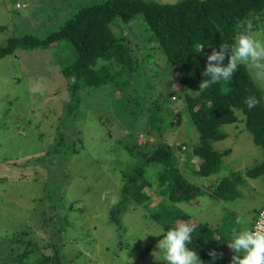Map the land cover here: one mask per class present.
I'll return each instance as SVG.
<instances>
[{
    "label": "rangeland",
    "instance_id": "obj_1",
    "mask_svg": "<svg viewBox=\"0 0 264 264\" xmlns=\"http://www.w3.org/2000/svg\"><path fill=\"white\" fill-rule=\"evenodd\" d=\"M94 1L99 0H0V45L10 36L44 37L58 29L81 5ZM17 3L25 6L19 7ZM262 24L253 31L264 37V21ZM112 30L127 39L131 53L140 60V74L134 83L149 84L152 92L144 90L138 94L151 101L162 92L167 78L174 81L172 72L163 70L164 54L148 39L149 31L141 17L115 22ZM69 46L61 41L48 48H18L0 59V264L6 263L8 255L23 251V245L9 243L21 225L29 226L30 235L26 239L35 242L37 255L48 253L49 242H55L68 264H166L157 248L161 237L149 233L161 227L149 218L150 210L161 199L156 182L159 166L147 168L145 175L152 185L144 191L149 202L145 206L129 205L121 216L124 229L119 233L108 219L111 197L120 196L122 172L130 171L138 160L124 150L123 143H147L150 148L156 138L132 129V126L145 129L146 118L134 119L129 112L122 114L117 101L121 92L109 86L84 95L75 117L59 119L68 99V82L59 71L57 59L67 58ZM247 68L264 91V75L260 70ZM177 86L180 88L179 83ZM130 94L132 103L136 102L137 91ZM171 101L174 103L175 99ZM231 125H222L227 136L213 142L219 150L231 149L218 172L208 177L185 172L187 178L205 189L214 180L234 170L244 171L263 158L261 147L253 142L244 123H238V130ZM60 133L63 142L53 150ZM162 138L173 144L187 141L185 150H188L196 142L197 132L184 113L181 125L165 130ZM75 148L77 151L73 153ZM37 157L41 162H36ZM184 159V153L180 154V165ZM193 162L196 168L199 159L194 158ZM59 168L67 171L69 177L63 176L54 200L60 207L52 210L43 187L49 173L58 172ZM238 190V197L231 201L210 197L206 192L193 201L177 202L176 206L190 216L187 220L178 219L177 225L205 222L214 227L228 216L232 226L248 228L255 212L264 208V174L247 178ZM44 208L49 215L67 216L59 235H52L54 228L40 222ZM238 217H243L245 223L238 225ZM37 255L32 253L26 262L30 263Z\"/></svg>",
    "mask_w": 264,
    "mask_h": 264
},
{
    "label": "trees",
    "instance_id": "obj_2",
    "mask_svg": "<svg viewBox=\"0 0 264 264\" xmlns=\"http://www.w3.org/2000/svg\"><path fill=\"white\" fill-rule=\"evenodd\" d=\"M137 17L145 23L149 31L148 39L154 41L165 56L163 70L174 75V81L167 78L162 92L151 101L140 98L141 94H138L144 90L152 92L149 84L134 83V78L140 74V60L131 53L127 39L117 36L112 30L115 22H129ZM246 20L252 21L253 29L263 26L264 0H178L173 3L99 0L81 5L58 29L44 37L32 34L10 36L5 44L0 45V59L13 54L18 48H48L61 41L67 42L70 53L65 60L57 59L59 71L68 82V99L59 116L61 120L76 116L84 95H91L105 86L120 90L121 96L117 101L121 113L129 112L134 119L144 117L147 120L145 129L134 126L132 129L154 135L156 139L150 148L147 143H123L124 150L138 160L130 171L122 172L119 202L110 207L109 222L120 233L124 229L121 216L129 205H147L149 196L144 188L152 184L145 173L148 167L157 165V192L161 199L150 210L149 218L167 230L176 226L178 219L187 220L190 217L176 206L177 202L193 201L206 192L210 197L231 201L238 197V186L247 178L264 174V91L256 85L247 66L241 65L229 83H217L199 92V95L194 94L200 81L207 79L203 76L207 56L214 48L218 50L220 44L231 45L240 25ZM98 59L102 62L98 63ZM135 90L138 99L132 103L130 93ZM171 98L175 99L174 103ZM250 99L256 101L255 107L247 106ZM171 103L177 108L171 109L174 107L170 108ZM184 113H187L190 125L197 132L196 142L189 145L188 150H185L187 141L173 144L162 138L165 130L181 125ZM239 122L244 123V129L251 133L253 142L261 147V161L244 171H231L220 180H214L207 189L187 178L186 170L202 177L218 172L224 156L229 155L231 149L219 150L213 142L227 136L222 125L232 124L233 129L238 130ZM62 135L60 133L55 139L53 150L61 146ZM76 151L75 148L72 152ZM183 153L185 159L181 165L185 168L180 165V154ZM39 158L36 162H41ZM194 158L199 159L196 168ZM57 171L49 173L43 187L52 210L60 207L54 200L63 176L69 177L63 168ZM46 211L44 208L40 222L54 228L52 235H59L67 216L61 213L49 215ZM228 218L224 216L221 223L214 227L205 222L194 225L190 247L196 250L203 264H229L233 254L226 242L233 229L238 227L232 226ZM29 229V226L21 225L20 230L9 238L11 245H23V251L8 255L7 264H68L62 259L60 245L55 242H49L48 253L39 252L37 255L39 249L35 242L26 239L30 235ZM34 252L37 256L27 263L26 260ZM210 252L217 254L216 260H212Z\"/></svg>",
    "mask_w": 264,
    "mask_h": 264
},
{
    "label": "clouds",
    "instance_id": "obj_3",
    "mask_svg": "<svg viewBox=\"0 0 264 264\" xmlns=\"http://www.w3.org/2000/svg\"><path fill=\"white\" fill-rule=\"evenodd\" d=\"M253 27L252 21L246 20L240 25L231 45L220 44L218 50L215 48L212 50L203 69V76L207 79L200 81L194 94L199 95V92L217 83H229L241 65L260 70L264 75V37L258 36ZM255 105L254 99L248 101L249 108ZM118 202L119 197L113 195L110 203L115 206ZM236 223L244 224L245 219L238 217ZM194 231V225L182 222L167 230L161 226L155 232L149 233L161 237L157 242V248L163 253V261L166 264H203L196 250L190 247ZM226 243L233 252L229 264H264V230L246 227L233 229ZM210 256L212 260L217 259L215 252H210Z\"/></svg>",
    "mask_w": 264,
    "mask_h": 264
},
{
    "label": "built area",
    "instance_id": "obj_4",
    "mask_svg": "<svg viewBox=\"0 0 264 264\" xmlns=\"http://www.w3.org/2000/svg\"><path fill=\"white\" fill-rule=\"evenodd\" d=\"M17 6H20L17 3ZM252 230H264V208H261L253 218L251 228Z\"/></svg>",
    "mask_w": 264,
    "mask_h": 264
},
{
    "label": "crops",
    "instance_id": "obj_5",
    "mask_svg": "<svg viewBox=\"0 0 264 264\" xmlns=\"http://www.w3.org/2000/svg\"><path fill=\"white\" fill-rule=\"evenodd\" d=\"M254 216H255V215H253V217H251V219H250V222H249V224H248V225H249V226H248V229L251 228V225H252V221H253Z\"/></svg>",
    "mask_w": 264,
    "mask_h": 264
}]
</instances>
